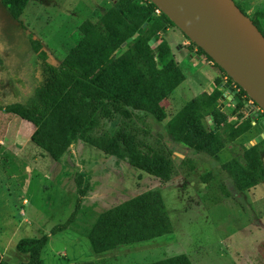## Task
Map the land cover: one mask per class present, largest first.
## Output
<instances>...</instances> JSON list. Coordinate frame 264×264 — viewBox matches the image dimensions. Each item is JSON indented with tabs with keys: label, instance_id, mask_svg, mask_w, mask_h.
I'll return each instance as SVG.
<instances>
[{
	"label": "trees",
	"instance_id": "obj_1",
	"mask_svg": "<svg viewBox=\"0 0 264 264\" xmlns=\"http://www.w3.org/2000/svg\"><path fill=\"white\" fill-rule=\"evenodd\" d=\"M29 1L0 0V111L31 123L34 130L28 141L54 162L83 143L147 173L156 183L98 214L87 231L94 254L172 233L158 185L178 175L189 177L201 157L221 162L200 176L204 201L217 204L264 181V138L251 145L242 143L231 158L220 160L227 141H250L264 130L261 119L252 124L241 112L235 123L227 122L218 102L224 93L220 75L210 92L187 101L161 131L154 134L146 127L149 118L163 121L162 101L185 80L170 46L160 38L163 29L175 25L162 11H155L151 0H115L97 22L83 20L75 44L59 64L52 62L20 19ZM233 1L264 35L262 3L250 13L252 0ZM147 19L143 30L122 46ZM233 107L240 111L243 103ZM208 115L214 128L205 123ZM224 125L229 127L226 137ZM74 182L78 196L69 217L49 233L20 238L15 247L27 260L17 264H43L41 254L50 236L76 220L89 191L86 173L79 171ZM0 264L12 263L0 257ZM145 264L193 263L180 253Z\"/></svg>",
	"mask_w": 264,
	"mask_h": 264
},
{
	"label": "rangeland",
	"instance_id": "obj_2",
	"mask_svg": "<svg viewBox=\"0 0 264 264\" xmlns=\"http://www.w3.org/2000/svg\"><path fill=\"white\" fill-rule=\"evenodd\" d=\"M114 1L30 0L20 19L42 43L52 62L59 64L77 40L78 25L85 19L97 22ZM253 1L264 6V0ZM160 38L170 46L185 80L162 101L163 121H146L145 126L154 134L187 101L202 91L210 92L220 75L213 62L177 26H169ZM219 88L223 91L220 83ZM225 97L223 93L218 102ZM233 108L223 105L227 122L235 123L241 112L252 123V115L244 113L243 107L240 111ZM259 122L257 117L255 124ZM221 129L226 137L229 127ZM32 131L31 123L0 111L1 258L12 264L25 262L27 255L17 252L16 242L49 233L69 217L78 196L74 178L82 171L88 177V195L76 220L50 236L41 254L43 264H145L180 253L187 254L193 264H264V181L217 204L204 201L199 191L203 189L200 176L221 163L207 157L200 158L189 177L178 175L158 185L172 221V233L94 254L87 231L98 214L156 183L147 173L120 164L83 143L54 162L28 141ZM242 143L251 145L254 139L227 141L220 160L231 158Z\"/></svg>",
	"mask_w": 264,
	"mask_h": 264
},
{
	"label": "water",
	"instance_id": "obj_3",
	"mask_svg": "<svg viewBox=\"0 0 264 264\" xmlns=\"http://www.w3.org/2000/svg\"><path fill=\"white\" fill-rule=\"evenodd\" d=\"M151 1L264 110V35L233 0ZM149 20L122 46L136 37ZM220 87L226 93L220 108L241 102L227 83L221 82ZM206 120L214 128L212 116ZM263 138L264 130L254 142Z\"/></svg>",
	"mask_w": 264,
	"mask_h": 264
},
{
	"label": "built area",
	"instance_id": "obj_4",
	"mask_svg": "<svg viewBox=\"0 0 264 264\" xmlns=\"http://www.w3.org/2000/svg\"><path fill=\"white\" fill-rule=\"evenodd\" d=\"M155 11L159 13L160 9L157 7ZM220 78L222 82L227 83L232 88L234 95L239 96L243 103V112L252 115V124H255V119L257 117H260V119L264 121V110L262 107L248 96L247 93L236 82H234L226 72H221Z\"/></svg>",
	"mask_w": 264,
	"mask_h": 264
},
{
	"label": "crops",
	"instance_id": "obj_5",
	"mask_svg": "<svg viewBox=\"0 0 264 264\" xmlns=\"http://www.w3.org/2000/svg\"><path fill=\"white\" fill-rule=\"evenodd\" d=\"M252 3V5H251V8L248 10V12H250L251 11V9H253L254 7H256L257 5H260V3H258V2H256V1H253V2H251ZM208 63H211V62H208ZM220 73V72H219ZM217 75H219V74H217ZM232 105V104H231ZM33 128V127H32ZM34 130V129H33ZM33 132V131H32Z\"/></svg>",
	"mask_w": 264,
	"mask_h": 264
},
{
	"label": "clouds",
	"instance_id": "obj_6",
	"mask_svg": "<svg viewBox=\"0 0 264 264\" xmlns=\"http://www.w3.org/2000/svg\"><path fill=\"white\" fill-rule=\"evenodd\" d=\"M222 82V81H221ZM222 89L224 90V88L222 87ZM226 94H225V90H224V96H225ZM233 106H235V105H233Z\"/></svg>",
	"mask_w": 264,
	"mask_h": 264
}]
</instances>
